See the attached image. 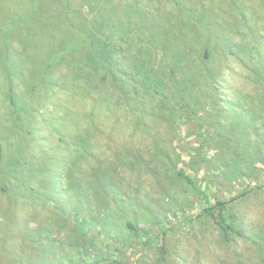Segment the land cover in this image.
Returning a JSON list of instances; mask_svg holds the SVG:
<instances>
[{
	"label": "rangeland",
	"instance_id": "obj_1",
	"mask_svg": "<svg viewBox=\"0 0 264 264\" xmlns=\"http://www.w3.org/2000/svg\"><path fill=\"white\" fill-rule=\"evenodd\" d=\"M65 1L83 18L109 7L0 0V264H264V0H201L213 79L186 85L191 108L176 121L148 111L137 127L119 113L104 131L85 91L54 86L61 68L37 78ZM135 1L155 13V0H127L121 18ZM28 18L41 36L25 51Z\"/></svg>",
	"mask_w": 264,
	"mask_h": 264
},
{
	"label": "trees",
	"instance_id": "obj_2",
	"mask_svg": "<svg viewBox=\"0 0 264 264\" xmlns=\"http://www.w3.org/2000/svg\"><path fill=\"white\" fill-rule=\"evenodd\" d=\"M126 1L107 0V10L99 11L101 14L91 13L89 18H83L78 12L76 17L68 14L70 4L58 2L60 15L54 28L45 36L43 33L44 38L40 40L48 48L37 78L50 83L52 74L61 68L58 69L64 72L61 82H55L54 86L63 90L78 86L85 91L92 109L90 124L94 128L96 119L102 117L103 131L107 118H116L119 113L125 118L129 115L137 127L143 124V115L148 111L150 116L163 118L168 115L176 121L191 108L185 97V93H189L186 85L191 84L190 91L194 92L199 82L214 76L208 49L212 41L206 29L209 19L200 12L204 9L201 0L199 6L191 0H167L174 13L168 12L169 7L163 4L165 0H155L153 14L143 13L135 1L129 6L132 15L121 18V4ZM36 22L31 18L25 21V35L21 36L25 51H29L28 45L41 36L33 28ZM38 22L45 24L40 23V19ZM4 31V27L0 29V46L6 43ZM205 35L209 38L204 39ZM28 54L27 60L31 58ZM10 55L7 49L6 62L12 59ZM78 81L83 82V87ZM39 83L31 81L28 94L36 92ZM261 89L264 92V80ZM145 134L152 137V143L163 141L157 132L152 135L146 131ZM79 140L78 143H82V138ZM160 155L165 161H172L173 155L169 152ZM171 171L196 190V185L183 170L174 167ZM106 174L107 170H103L101 177Z\"/></svg>",
	"mask_w": 264,
	"mask_h": 264
}]
</instances>
